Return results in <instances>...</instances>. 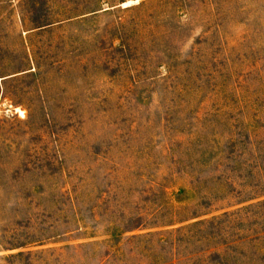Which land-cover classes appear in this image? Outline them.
Here are the masks:
<instances>
[{"label": "rangeland", "instance_id": "obj_1", "mask_svg": "<svg viewBox=\"0 0 264 264\" xmlns=\"http://www.w3.org/2000/svg\"><path fill=\"white\" fill-rule=\"evenodd\" d=\"M0 264H264V0H0Z\"/></svg>", "mask_w": 264, "mask_h": 264}]
</instances>
